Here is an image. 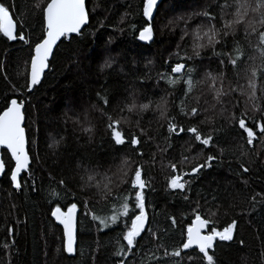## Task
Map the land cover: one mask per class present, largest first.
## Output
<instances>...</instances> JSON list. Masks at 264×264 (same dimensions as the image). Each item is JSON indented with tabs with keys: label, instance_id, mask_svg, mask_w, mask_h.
Listing matches in <instances>:
<instances>
[{
	"label": "trees",
	"instance_id": "trees-1",
	"mask_svg": "<svg viewBox=\"0 0 264 264\" xmlns=\"http://www.w3.org/2000/svg\"><path fill=\"white\" fill-rule=\"evenodd\" d=\"M0 2L10 7L18 29L21 18H26L25 31L35 42L42 31V20L35 9L41 0ZM218 2L222 0H163L155 15L153 39L141 41L138 38V29L143 23L141 0H86L90 12L87 26L77 36L66 37L57 45L42 81L31 93L23 92L27 148L32 157L31 178L27 188L14 190L7 163L5 174L0 178V264H117L122 259L115 252L123 224L103 231L95 226L89 228L83 218L85 209L80 206L77 250L68 256L63 250L62 230L50 218V209L55 207L56 200L61 204L87 200L91 211L100 216L110 215L111 201L106 203L94 185L89 186L86 181L93 173L99 174L97 179L104 175L117 179L118 168L125 158L130 162L126 168L128 178L134 175L136 166H142L149 217L145 232L138 238V248L125 264H157V258L159 264H207L196 250H183L179 258L164 256L165 248L170 253L185 239L181 235L182 226L186 225L190 209L197 200L207 215L218 211L217 226L232 219L237 221L233 240H217L209 250V254H214L215 264H264V137L258 134L253 146H248L229 121L218 115L222 107L233 111V105L238 102L237 115L247 111L250 121L260 118L261 112L256 111L254 105L264 109V77L258 74L256 78L254 102L240 94L241 88L250 91L251 69L261 68L259 54L254 49L256 38H251L253 46H250L243 34L238 33L227 38V45H223L221 38L222 44L215 46L218 52L230 51L232 42H239L245 59L238 61L236 68L227 64V56L223 57L225 65H221L211 46L200 49L199 56L193 51V29L208 23L207 18L196 14L211 11L217 17L215 23L219 28ZM185 29L188 35H184ZM177 53L181 57H192L188 66L194 68V81L200 82L187 97L183 80L169 86L160 79V74L168 72L169 64L177 61ZM29 62V45L8 41L0 34V109L8 97L17 95L12 92L13 84L17 88L26 84ZM207 73L223 74L224 89L235 88L236 91H229L217 103L210 81L205 79ZM161 97L168 101L169 117L176 116L185 127L195 124L205 134L218 129L219 146L225 148L223 156L213 161L211 168L191 178L190 190L186 192L168 187L172 174L168 165L177 163L188 171L210 153L190 139V134L177 137L167 133V121L155 108ZM104 98L108 100L107 105L103 103ZM133 98L137 103L152 101L149 110L133 115L130 123L121 125L126 132L139 134L136 127L139 120L140 128L147 131L148 135L142 137L141 145L135 149L128 144L115 145L107 128V115L118 118L120 110ZM182 101L187 109H201L196 120L179 116ZM206 117L213 119L209 122ZM201 120L204 123H199ZM242 143L247 156H240ZM165 148L166 151H161ZM212 152L219 155L218 148H213ZM183 156H188L191 163L179 164ZM2 158L7 161L8 154L2 152ZM241 162L250 169L248 173H242ZM61 179L66 187L59 184ZM112 191L114 195L123 196L131 187L118 183L113 185ZM53 192L57 195L53 196ZM213 194L217 196L215 201ZM185 195L189 200L184 199ZM252 196H256L254 206ZM169 216L176 217V227L171 226ZM149 228L159 239L153 238ZM120 243L125 242L121 239Z\"/></svg>",
	"mask_w": 264,
	"mask_h": 264
},
{
	"label": "snow or ice",
	"instance_id": "snow-or-ice-1",
	"mask_svg": "<svg viewBox=\"0 0 264 264\" xmlns=\"http://www.w3.org/2000/svg\"><path fill=\"white\" fill-rule=\"evenodd\" d=\"M158 3L159 0H141L140 15L143 23L140 29H138V38L141 41H151L153 39L155 29L154 21ZM217 7L220 9L219 19L221 26L219 28L216 27L215 23L217 17L211 11L205 10L196 14L207 18L208 23L197 25L193 29L194 55L199 56L200 49L211 46L213 54L219 58L221 65H225V59L223 57L227 56V64L231 65L232 68H236L238 61L245 59L244 50L239 42L234 40L230 51L222 50L218 52L215 46L222 44L221 38H223V45H227V38L229 36L234 37L238 33H242L248 44L253 46L251 38L255 37L256 44L254 45V49L259 54L261 68L259 70L257 68L251 69L248 80L250 91L245 92L243 88L240 89V94L245 95L247 101L254 102L257 99L256 78L258 74L260 77H264V0H222V2H218ZM35 9L42 20V31L36 37L35 42H33L32 37L25 31L26 27H28L26 18H21L18 29L17 22L14 21L10 13V7L0 2V34L7 38L8 41H20L30 46V62L26 74L27 82L20 88H17L13 84L12 92L17 93V95L8 97L4 107L0 109V147L6 149V154H10L8 155L7 161L4 158H0V174H5L7 163L10 171L11 184L18 191L29 186L28 180L31 178L32 163V157L27 148L28 138L24 111L26 100L23 98V92L24 90L31 92L33 87L40 83L42 75L49 67L50 56H52L53 49L58 45V42L70 34H80L82 28L89 23L90 18L86 0H47L46 3H44V0H41V3L35 5ZM184 35H188L187 29L184 30ZM191 59V56L181 57L177 53V61L169 64L168 72L160 74V79L164 80L169 86H175L183 80L186 85V90L184 91L185 97L193 92L197 83H200L199 81H194L192 76L194 68L188 66V61ZM247 59L254 60L253 57H248ZM205 79L210 81L213 99L217 103H220L221 97L228 95L229 91H236L235 88H230L227 91L224 89L223 74L214 76L211 73H207ZM5 80H7V76H5ZM217 81H219V87L217 86ZM197 102L199 101L197 100ZM103 103L107 105L108 100L104 98ZM151 105L152 101L148 103H137L133 98L120 110L121 115L118 118L107 115V128L110 130V138L114 141L115 145L123 146L128 144L133 149L141 145L142 137L147 136L148 133L145 129L140 128V121H136L139 134L130 131L126 132L122 129L121 125L130 123L133 115L139 116L141 113L149 110ZM167 105L168 101L165 97H161L155 104V108L159 111L160 117L167 121V133L175 134L177 137L181 134H190V139H194L195 142L203 146V149H208L210 153L203 162L194 164L188 171H184L178 167L177 163H170L168 165L172 173L168 180V187L172 190L186 192L190 190L191 178L198 176L203 169L211 168L212 162L223 156L225 148L219 146L218 129H213L205 134L195 124L185 127L178 122L176 116L169 117ZM215 107V104L212 105L213 109ZM238 108V102L233 105V111L231 112H228L227 109L222 107L218 115L229 121L233 129L237 131L238 137L244 143L248 146H253L254 141L258 138V134L264 137V109L254 105L255 110L261 112V115L259 119L252 118L250 121L247 111H241L237 115ZM204 111H208V109H204ZM125 112L128 115H123ZM200 114L201 109L199 107L187 109L182 101L179 112L180 117L196 120ZM206 119L211 122L213 118L206 117ZM199 123L202 124L204 121L201 120ZM89 130L85 129V131ZM167 139H170V137H167ZM244 143L239 146L240 156L248 155V152L244 150ZM168 147H171L170 143ZM213 148H218L219 155L212 152ZM166 150L165 148L161 151ZM139 155L142 156L143 153H139ZM193 159H195V156ZM12 162H14V166H11ZM129 163L127 158L122 161L118 168L120 175L115 180L107 175L97 179L98 173L88 175L86 184L89 186L94 185L106 203L111 201L112 207L110 215L100 216L94 211H91L87 200L70 201L67 204H61L59 200H56L55 207L51 208L50 212L51 217L59 225H62V244L63 250L66 253L73 254L77 250L80 206L85 209L83 218L87 221L89 228L95 226L98 231H103L118 223L123 224L121 236L117 240L119 247L115 252V255L122 257V259L118 260L117 264H125L129 255L133 254V250L138 248V238H141V234L145 232V227L149 220L144 192L146 181L142 178V166H136L133 169L134 175L128 178L126 168ZM185 163H191L188 156H183L179 162L181 165ZM239 168L242 170V173H248L250 171L243 162L239 164ZM22 174H26V176H22ZM118 183L130 184L131 191L123 196L119 194L114 195L112 191L113 185ZM244 183L247 184V181H244ZM59 184L66 187L63 179L59 181ZM32 187H35L34 183ZM52 195L56 196L57 193L53 192ZM184 199L187 201L189 197L185 195ZM216 199L217 196L213 194L212 200L215 201ZM251 201L254 206L256 196H252ZM208 203L209 201L205 199V204ZM208 211L211 210L209 209ZM217 216L218 211H211V215H207L200 201L197 200L190 209V215L187 217L186 225L182 226L181 235L185 239L180 246L170 253L165 248L164 256L179 258L183 250L193 249L195 246L207 264H215L214 254H209V250L214 248L217 240L232 241L234 231L237 228V221L235 219L217 226L218 221L215 219ZM168 219L171 221L172 227L177 226L178 221L175 216H169ZM8 231L11 235L12 229L9 228ZM148 231L154 239H159L157 233L151 228ZM121 239L125 243L121 244ZM242 243L243 241H241ZM8 246L5 244V247ZM160 246L163 247V244ZM189 259H192V257L189 256ZM157 264H159V258H157Z\"/></svg>",
	"mask_w": 264,
	"mask_h": 264
},
{
	"label": "water",
	"instance_id": "water-1",
	"mask_svg": "<svg viewBox=\"0 0 264 264\" xmlns=\"http://www.w3.org/2000/svg\"><path fill=\"white\" fill-rule=\"evenodd\" d=\"M162 1H163V0H159L158 5H159ZM86 26H87V25H85L84 27H86ZM84 27H83V28H84ZM83 28H82V29H83ZM77 35H78V34H70L69 36H77ZM69 36H68V37H69ZM63 39H64V38H62L61 41H62ZM61 41H60V42H61ZM60 42H58V44H59ZM56 47H57V46H56ZM56 47H54L53 52H54V50H55ZM52 55H53V54H52ZM51 58H52V56H50L49 62H50ZM47 70H48V68L45 70V72H47ZM44 74H45V73H44ZM44 74H43L42 77H41V81H42V79H43ZM41 81H40V82H41ZM35 86H36V85H35ZM35 86H34V87H35ZM34 87H33V89H34ZM33 89H32V90H33ZM31 92H32V91H31ZM31 92H28V91H27V93H31ZM24 110H25V109H24ZM113 142H114V141H113ZM2 152H6V149H3L2 147H0V158H2ZM8 155H10V154H8ZM12 163H13V166H14V162H12ZM2 176H3V174H0V178H1ZM9 178H10V177H9ZM10 182H11V181H10ZM11 186H12V184H11ZM12 188H13L14 190H16L13 186H12ZM50 217H51V214H50ZM51 219H52V220H53V221H54V222H55V223L61 228V230H62V225H59L58 222H56L55 219H54L53 217H51ZM225 242H227V241H225ZM194 250L198 251V249L195 248V246L193 247V249H187V251H194ZM198 252H199V251H198ZM65 253H66V252H65ZM66 254H67L68 256H72V255H74V253H73V254H68V253H66Z\"/></svg>",
	"mask_w": 264,
	"mask_h": 264
},
{
	"label": "bare ground",
	"instance_id": "bare-ground-1",
	"mask_svg": "<svg viewBox=\"0 0 264 264\" xmlns=\"http://www.w3.org/2000/svg\"><path fill=\"white\" fill-rule=\"evenodd\" d=\"M51 218V217H50Z\"/></svg>",
	"mask_w": 264,
	"mask_h": 264
}]
</instances>
